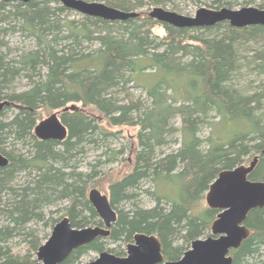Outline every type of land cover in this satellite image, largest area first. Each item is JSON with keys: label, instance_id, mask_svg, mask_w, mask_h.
<instances>
[{"label": "trees", "instance_id": "16d2710c", "mask_svg": "<svg viewBox=\"0 0 264 264\" xmlns=\"http://www.w3.org/2000/svg\"><path fill=\"white\" fill-rule=\"evenodd\" d=\"M170 2L106 4L136 11ZM214 4L233 6L229 0ZM72 13L60 0L0 1V100L11 102L0 113V152L9 159L0 167V264L37 261L33 256L50 235L42 230L64 216L74 227L103 224L88 199L100 162L90 163L88 171L80 167L90 148L110 147L108 141L117 136L111 126L138 127L132 167L109 186L117 221L110 235L76 249L62 264L79 263L90 249L122 255L108 242H131L138 232L158 236L165 259L177 260L219 213L210 207L195 212L194 206L222 170L259 155L249 178L264 180V25L161 22L166 34L160 37L146 27L159 22L149 13L120 21L86 14L69 18ZM16 31L28 38L22 51L6 39ZM253 42L261 46L252 47ZM251 74L262 78L258 88L254 80L241 83ZM23 78L30 86L16 92L15 83ZM131 85L145 96L134 97ZM253 87L256 91L248 92ZM71 102L80 105L61 112L68 136L37 138L41 111H61ZM12 110L16 113L7 117ZM205 127L211 129L204 140ZM174 144L178 147L167 152ZM118 153L111 151L107 159ZM174 185L175 196L163 192ZM144 193L155 205L141 204ZM64 201L69 205L59 207ZM246 224L251 233L231 250L233 264H264V207L252 209ZM15 242L26 245L25 253L14 251Z\"/></svg>", "mask_w": 264, "mask_h": 264}, {"label": "water", "instance_id": "95a60500", "mask_svg": "<svg viewBox=\"0 0 264 264\" xmlns=\"http://www.w3.org/2000/svg\"><path fill=\"white\" fill-rule=\"evenodd\" d=\"M22 1L29 0H0ZM67 8L81 14L100 17L109 21H120L139 15L138 11H125L101 2L86 0H60ZM150 16L159 22L176 27L212 26L228 21L234 27L264 25V8L243 7L233 9L222 7L211 9L201 7L194 16L180 14L161 6L154 7ZM11 102L0 100V113ZM76 109L67 105L62 111H55L49 117L37 122L34 133L41 140L62 141L68 134V127L61 118V112ZM259 155L248 164H240L222 170L211 183L206 200L210 208L218 209L211 225V234L196 238L191 248L177 260H165L162 242L154 234L138 232L127 246L125 256L108 250L84 264H233L232 249H237L249 237L251 231L246 224L249 212L264 207V180H252L249 175L255 169ZM9 164V159L0 152V167ZM88 199L103 220L102 225L74 227L68 216L62 217L52 228L49 237L37 251V261L31 264H62L76 249L88 245L99 237H107L117 221V210L111 205L108 195L97 188L88 192Z\"/></svg>", "mask_w": 264, "mask_h": 264}, {"label": "rangeland", "instance_id": "374dc122", "mask_svg": "<svg viewBox=\"0 0 264 264\" xmlns=\"http://www.w3.org/2000/svg\"><path fill=\"white\" fill-rule=\"evenodd\" d=\"M86 1L101 2V3L106 4L108 1L114 2L115 0H86ZM229 1L233 3V6L228 7V8H233V9H240V8L248 7V6L259 7V4L264 2V0H229ZM170 3H171L170 5H165V6H163V8L178 12L180 14L188 15V16H194L196 11L198 9H200L201 7H207V8H211V9H220V8L211 7V6L216 5V4H214V0H171ZM53 5H55V4H53ZM225 7H227V6H225ZM153 8H154V6L149 7V5H145L144 7L137 8L136 11L142 13L143 15H146ZM71 11L74 13L69 14V18L78 19L81 16V13H79L75 10H71ZM146 27H152V32L155 35H158L160 37H163L166 34L165 28L163 27L161 22H157L156 24L150 23ZM7 35H9V36H7ZM25 37H26V35L23 34L21 31H16V32L12 33V35H10V32H8L6 34V39H7V41H9V44L11 45V47L12 48L17 47V48H19V50H21L23 48V46L25 45L24 41H26V44H27L28 38H25ZM262 43H263V41H262ZM260 44H261V42L260 43H254L253 42L250 45L252 47H258V46H261ZM255 76H256L255 74L248 75L247 77H244L247 79H243L241 81V83H248L250 80H252V82L255 81L254 86L258 88L262 78H256ZM29 86L30 85H29L28 80L23 78V79L18 80L15 83L14 90L16 92H19V91L28 89ZM129 88H131V92L134 93V97L137 98L141 95L145 96L144 92L141 91L139 88H137V86L131 85ZM256 89H254V87H253V88H248L247 90H248V92H252V91H256ZM72 104L80 105V103H72V102L68 103V105H72ZM55 111H60V109H43L41 111V120L49 117ZM14 113H16V110L9 111L7 113V117L11 118V116ZM214 120L218 121V118H214ZM176 121H177L176 122L177 126L179 125V127H180V118H178ZM210 129H211L210 127H205L204 130L202 131L201 135H202L204 140L209 135ZM108 130H110L114 133H117V136H115L114 139L108 141L111 144L110 147L109 148H99V149H91L90 148L88 150V152L86 153L85 160L80 167V169H82L84 171H88L87 170L88 165H90V163H91V165L94 164L97 160H99L100 165H101V166H99V171H100L99 175L93 180V182L88 184V192L92 188H97L102 193L109 195L110 184L112 182H114L115 180H117L118 178H120L121 176L128 173L130 171V169L132 167V163L134 161V151H135V146H136L135 135L137 133L138 127L137 126H111V127H108ZM177 136L179 137V139H181V133L180 132L177 134ZM205 145L206 144L204 143V146ZM177 147H178V145L174 144L172 148H166V151L169 152L173 148L175 149ZM113 150H115L117 152L119 151V153L115 154V156H111L113 158L116 157V159L108 160L107 159L109 156L108 154ZM111 155H113V153ZM255 156H257V155H255ZM253 158L252 157L248 158L247 161L244 162V164L248 165L253 160ZM148 185L152 188V191H154V184L147 182L146 186L148 187ZM177 191H178V188L174 185V186H168L166 191H163V192H165V194H167L168 196H175ZM207 191L202 196V199L195 204V206H194L195 212L203 211L204 209L209 207L207 200H206ZM141 204L144 205L145 207H151V206L155 205V199L152 196H149L145 193L143 195L141 194ZM67 205H69V204L66 201L58 203V206L62 207V208H64V206H67ZM64 212L65 211H62L59 214H56L55 217L56 218L60 217L62 214H64ZM211 225H212V223H211ZM211 225H210V229H207L205 234L198 237V238L208 237L211 234ZM90 226H94V225H90ZM51 230L50 229L42 230L41 234L44 235L45 233H48V232L51 233ZM129 243H132V242L126 243L124 240H122V241H109L107 247L121 249L124 251V253H121L122 255H120V256H125L127 254V246ZM177 243H180V241L178 240ZM15 244L16 245H14V247H13L15 252L25 253L27 248H26V245L24 243L20 244V243L15 242ZM191 244H192V242H191ZM190 248H191V245L189 247H186L185 251H187ZM98 255H99V252H96V251L90 249V250L86 251L81 256V258H79V263L84 264V263L90 262L91 260L98 257ZM34 258H37V255L35 257L33 256V259ZM79 263H75V264H79Z\"/></svg>", "mask_w": 264, "mask_h": 264}, {"label": "flooded vegetation", "instance_id": "af4514ba", "mask_svg": "<svg viewBox=\"0 0 264 264\" xmlns=\"http://www.w3.org/2000/svg\"><path fill=\"white\" fill-rule=\"evenodd\" d=\"M108 197H109V195H108ZM109 200H110V198H109ZM110 202H111V201H110ZM101 220H102V219H101ZM102 222H103V220H102ZM103 225H104V224H102V226H103ZM132 241H133V240H132ZM132 241H131V242H132ZM162 252H163V249H162ZM184 253H185V252H184ZM184 253H183V254H184ZM163 255H164V253H163ZM164 258H165V256H164ZM165 260H166V259H165Z\"/></svg>", "mask_w": 264, "mask_h": 264}]
</instances>
